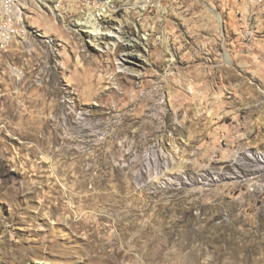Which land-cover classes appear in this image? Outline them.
<instances>
[{
	"label": "rangeland",
	"instance_id": "rangeland-1",
	"mask_svg": "<svg viewBox=\"0 0 264 264\" xmlns=\"http://www.w3.org/2000/svg\"><path fill=\"white\" fill-rule=\"evenodd\" d=\"M139 1L134 46L49 3L0 53V264H264L263 11Z\"/></svg>",
	"mask_w": 264,
	"mask_h": 264
},
{
	"label": "built area",
	"instance_id": "built-area-1",
	"mask_svg": "<svg viewBox=\"0 0 264 264\" xmlns=\"http://www.w3.org/2000/svg\"><path fill=\"white\" fill-rule=\"evenodd\" d=\"M27 1H35L36 7H42V1H53V9L50 10H59V17L92 14L95 19V11L103 10L104 15L108 16V22H110V16H114L115 12L120 9L117 0H25V7H27ZM167 1L171 3L176 0ZM221 2L223 5L227 4L224 8L228 13L233 11L238 19H245L251 16V9L255 8V3H264V0H221ZM0 7L2 8L0 27H4V34H0V41H8L11 38H19L22 41L23 36L14 37V27L23 24L18 0H0ZM11 8H18V15H11ZM135 9L140 13L163 12L165 5L163 0H141L140 5ZM220 16L222 15H216L219 19ZM119 26H123L121 21H119ZM76 27L82 28V23H76Z\"/></svg>",
	"mask_w": 264,
	"mask_h": 264
},
{
	"label": "bare ground",
	"instance_id": "bare-ground-1",
	"mask_svg": "<svg viewBox=\"0 0 264 264\" xmlns=\"http://www.w3.org/2000/svg\"><path fill=\"white\" fill-rule=\"evenodd\" d=\"M140 2L141 0L137 4L138 6L140 5ZM49 3L51 4L53 3V1H42V8L46 6L50 7ZM262 5H264V3H255V7L262 6ZM33 6H35V1H27V7H25V0H18V7H20V16H22L23 24H18L17 26L14 27V37L23 36V39H24L25 37L24 35L27 32V28H29V26H27L26 18L29 15V9ZM133 6H136V5H133ZM0 15H2L1 7H0ZM11 15H18V8H11ZM220 18L222 17L220 16ZM111 20H114L117 23L115 27L113 26L112 27L117 32L116 37L118 38V41L124 42L125 44L130 45V46H134L133 39L123 34V31H122L123 26H119V21L117 19H114L113 16H110V21ZM75 21H77V23H82V28L76 27V22L74 23V26L76 27L75 29L78 31H81L83 35L90 31H93V33H101V34L108 33L109 34L108 30L105 29L106 28L105 23L108 24V16L104 15L103 10L95 11V19H93L92 14H84V16H82L79 19H76ZM0 34H4V27H0ZM18 41H21V39L11 38L8 41H0V53L8 51L12 47V45ZM90 44L102 51L104 50V47L107 48V46H105L100 41H95L94 44L90 42ZM131 56L132 55H129L128 53H124L122 57L118 60L120 71L131 73V74H137L138 71L135 68L131 67L130 65V63L136 62V59H134L133 56L132 57ZM139 61L140 59L137 60V62Z\"/></svg>",
	"mask_w": 264,
	"mask_h": 264
},
{
	"label": "crops",
	"instance_id": "crops-1",
	"mask_svg": "<svg viewBox=\"0 0 264 264\" xmlns=\"http://www.w3.org/2000/svg\"><path fill=\"white\" fill-rule=\"evenodd\" d=\"M258 10H262L263 13H261V14L263 15V14H264V5H262V6H257V7L253 8V9H251L252 14L254 15V14H256V12L258 13Z\"/></svg>",
	"mask_w": 264,
	"mask_h": 264
}]
</instances>
